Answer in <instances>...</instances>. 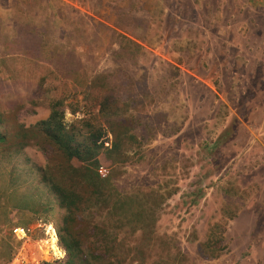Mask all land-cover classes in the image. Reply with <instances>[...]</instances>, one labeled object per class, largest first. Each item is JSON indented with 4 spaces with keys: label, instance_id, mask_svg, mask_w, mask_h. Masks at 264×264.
Segmentation results:
<instances>
[{
    "label": "rangeland",
    "instance_id": "1",
    "mask_svg": "<svg viewBox=\"0 0 264 264\" xmlns=\"http://www.w3.org/2000/svg\"><path fill=\"white\" fill-rule=\"evenodd\" d=\"M120 35L143 47L135 59ZM114 73L134 84L145 135V158L119 186L179 187L158 231L192 264H264V0H0V131L46 119L51 97L76 101L77 81ZM8 156L0 235L28 218L9 178L27 185L46 163L36 147ZM214 223L226 248L206 259L198 245Z\"/></svg>",
    "mask_w": 264,
    "mask_h": 264
},
{
    "label": "trees",
    "instance_id": "2",
    "mask_svg": "<svg viewBox=\"0 0 264 264\" xmlns=\"http://www.w3.org/2000/svg\"><path fill=\"white\" fill-rule=\"evenodd\" d=\"M119 44L134 59L143 48L125 35ZM128 84L118 73L77 81L76 101L53 96L46 119L0 131V150L10 159L21 157L28 147L46 156L45 165L35 169V181L24 185L28 177L9 178L16 187L10 184L7 195L28 218L10 223L0 235V264L9 263L22 246L13 229L28 228L37 220L54 223L65 252L47 264H192L170 234L158 231L163 205L179 187L166 190L163 182L155 187L119 186L130 163L145 158L144 123L137 113L141 99L134 84ZM53 203L64 210L61 216L54 215ZM217 227L212 224L198 245L206 259L219 257L226 248L225 229Z\"/></svg>",
    "mask_w": 264,
    "mask_h": 264
},
{
    "label": "built area",
    "instance_id": "3",
    "mask_svg": "<svg viewBox=\"0 0 264 264\" xmlns=\"http://www.w3.org/2000/svg\"><path fill=\"white\" fill-rule=\"evenodd\" d=\"M36 229L44 232L45 237L43 239L36 240L33 238L32 233L35 230V226L31 225L28 228L18 226L13 229L15 236L22 241V246L7 264H47L64 256L65 252L59 247V238L53 222H39L36 224ZM54 236H56L55 242H53ZM40 244L41 246L37 248L38 246L36 245ZM44 244L48 246L46 250L43 248Z\"/></svg>",
    "mask_w": 264,
    "mask_h": 264
},
{
    "label": "bare ground",
    "instance_id": "4",
    "mask_svg": "<svg viewBox=\"0 0 264 264\" xmlns=\"http://www.w3.org/2000/svg\"><path fill=\"white\" fill-rule=\"evenodd\" d=\"M56 241V236H54V239H53V242H55Z\"/></svg>",
    "mask_w": 264,
    "mask_h": 264
}]
</instances>
